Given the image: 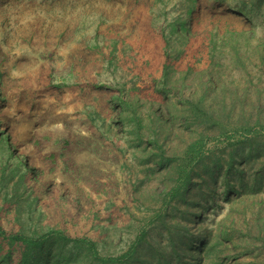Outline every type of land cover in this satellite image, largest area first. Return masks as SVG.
<instances>
[{"label":"rangeland","instance_id":"1","mask_svg":"<svg viewBox=\"0 0 264 264\" xmlns=\"http://www.w3.org/2000/svg\"><path fill=\"white\" fill-rule=\"evenodd\" d=\"M0 223L71 237L33 264H263L264 0H0Z\"/></svg>","mask_w":264,"mask_h":264},{"label":"trees","instance_id":"2","mask_svg":"<svg viewBox=\"0 0 264 264\" xmlns=\"http://www.w3.org/2000/svg\"><path fill=\"white\" fill-rule=\"evenodd\" d=\"M236 7L238 8L239 6H236ZM234 8L235 7L230 8V11H232L233 13L236 12ZM188 14L190 15L191 12H188ZM175 26L176 24L174 22H171V23L169 22V24H167V22L165 23V21H163L160 25V31L162 33L163 39L166 40L167 45L170 43V41L174 37V34L176 33ZM182 30H184L183 32L184 35L188 36L189 27L184 25ZM165 69H167V65ZM202 101H203L202 98L196 102L194 100H186V102L188 103L185 105V108L189 110L188 113L190 114L187 120L191 121L192 125L196 127L195 129L197 130L198 137L195 140V142H193L190 145L189 150L187 151L186 158L188 159V163H185L183 164V166L178 167V174L180 177L179 179L189 178L191 170L194 167V164L198 163V161L201 160L205 156L203 148L205 147L207 139L210 138L209 131L211 130L213 125L219 122L218 117L216 116L217 114L213 113V111L208 110L205 107V105H203ZM247 128H249V123L247 124L241 123L238 126V129H247ZM181 190L182 188H177L175 190L176 191L175 193H180ZM258 219L260 218L258 217ZM260 235H261V232H260ZM219 237L229 238V240L232 242L234 247L240 246L233 239L234 237L233 231L229 227L225 228V225L222 229L218 231V238ZM55 240L66 242V241L71 240V237H69L63 231H60V230H53L51 232L44 233L41 235H31V234H26L23 232H15V231L6 229L0 223V242L7 243L9 245H15L16 247L19 248V252H20V256L18 257H14L8 254L7 256L8 260H6V258L1 255V254H4L2 252V246L4 249V245H1L0 246V264L3 261H6V263L8 264H12V263L33 264V261L31 257L29 256L30 251L31 250L36 251L40 247L50 248L51 243H53ZM75 240L77 242H81L80 243L81 249L86 248L85 249L86 256L91 257V262H92L91 264H96V263L118 264L119 262L126 260L128 256L134 254V250H130L128 255L125 257H105L99 253L95 242L89 241L87 239H81V238H78ZM247 248L248 249L250 248L249 245L247 246ZM66 260H71V259H66ZM212 264H215V263L213 262Z\"/></svg>","mask_w":264,"mask_h":264}]
</instances>
